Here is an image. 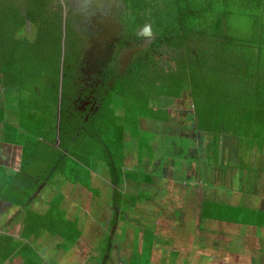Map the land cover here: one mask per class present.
I'll use <instances>...</instances> for the list:
<instances>
[{
    "label": "trees",
    "instance_id": "trees-1",
    "mask_svg": "<svg viewBox=\"0 0 264 264\" xmlns=\"http://www.w3.org/2000/svg\"><path fill=\"white\" fill-rule=\"evenodd\" d=\"M55 1L0 0V83L8 91L9 100L19 108L18 99L26 97L19 115L26 122L23 129L31 139L48 141V146L38 148L40 152L35 150L36 158L30 157L29 151L24 149L19 177L12 176L7 185L5 196L12 203L26 205L39 186V178H48L42 176L48 162L45 154L51 158L50 181L64 173L61 164L65 159L83 164L85 153L94 145L92 138L105 143L110 141L106 144L110 156L111 143L117 144V152L123 151L126 130L134 138L140 131V116L146 114L140 107L146 106L149 113L156 115L162 113L149 108L153 97L188 95L193 101L194 112L191 113L199 128L208 132L214 129L218 140L214 136L209 145L213 151L221 149L223 134L240 136L242 148L248 142L252 146L247 150L254 146L264 151V0H122L129 19L127 40L138 38V29L152 23L155 46L165 44L182 51V55L171 56L170 61H164L166 66L159 65L155 55L147 51L140 55L124 77V90H120L123 97L134 96L131 102L130 97L125 100L124 115H116L112 106L114 90L105 93V98L100 100L101 109L89 120L82 113L76 116L70 100L62 92L63 87L75 80L73 71L81 43L73 18L63 13L56 15L55 9L59 6ZM27 22L37 24L38 36L34 40L29 37L30 44L16 49L18 34L23 33ZM7 38L12 40L7 41ZM23 49H38L32 56L42 65L46 90L43 87L44 90L41 87L32 89L30 84L23 82V74L16 68L23 61ZM164 116L167 119L170 113ZM245 139L251 142H244ZM33 165L34 170L30 168ZM112 173L116 179L113 165ZM86 185L92 188V184ZM114 199L111 205L125 213V197L114 194ZM140 200L134 198L129 206H136ZM59 203L55 200L54 207ZM225 208L235 214L243 211L240 206ZM208 211L207 205L204 217L220 216L218 212L208 214ZM223 217L234 220L231 214ZM109 236L112 244L113 234ZM0 241L5 255L8 251L11 253L14 239L5 236L0 237Z\"/></svg>",
    "mask_w": 264,
    "mask_h": 264
},
{
    "label": "crops",
    "instance_id": "crops-1",
    "mask_svg": "<svg viewBox=\"0 0 264 264\" xmlns=\"http://www.w3.org/2000/svg\"><path fill=\"white\" fill-rule=\"evenodd\" d=\"M13 93L17 92L13 90ZM119 94L114 95L115 101L119 96L123 97ZM187 102L185 95L153 97L152 103L162 113L141 114L136 138L126 130V147H123L120 163L129 170L123 177L117 174L116 179L112 174L113 197L115 192H123L127 186L128 189L134 187L138 191L144 189L164 195L163 208L171 200L167 196L172 198L170 210L176 217L168 221L181 233L186 228L187 233L192 231L191 244L185 248L181 244L172 246L176 249L169 248V252L163 247L153 249L151 254H155L158 261L162 255L161 263H171V255L182 259L184 257L178 255L183 253L186 257L183 264L188 260L192 264H204L205 257L219 264H264V151L257 152L261 154L259 163L252 159L242 168L243 162L237 159L240 152L229 150L238 142L237 137L227 134L221 149L211 150L209 145L215 135L201 130L195 117L188 120L192 113L188 114L182 108ZM117 105L116 102V110ZM21 110L9 100L0 83V237H12L15 243L11 253L8 251L6 255L0 248V264L105 263L96 236L99 240L107 233L102 229L96 231L100 218L90 216L92 208L100 212L101 196L95 194L97 186L95 190L81 184L82 187L75 181L80 178L73 180L67 175L68 178L57 181H48L46 177L45 180L39 178V186L26 205L14 204L6 198L7 185L13 177H19L23 168L24 149L29 151L30 157L36 158L35 150L40 152L39 147L48 146V141L31 139L28 131L23 129L26 122L19 115ZM164 113L177 116L166 119ZM27 118H30V112ZM177 136L182 140L178 145L175 143ZM168 142L175 143V150H170ZM78 145L77 142L76 148ZM161 149L179 153L182 157L180 160L169 157L164 163ZM185 149L189 151L186 155ZM44 158L48 160V155ZM60 194L61 197L55 199ZM149 199L151 201V197ZM55 200L60 202L57 207H54ZM141 203L142 200L137 205ZM207 205L208 214L218 212L220 216L204 217ZM110 206L100 215L110 217L111 214L113 217ZM227 206H240L243 211L230 213ZM126 207L129 220L128 212L132 207ZM230 214L234 220L223 217ZM112 217L108 218L107 230L115 234L119 221L113 228ZM181 235H186V231ZM107 255L108 261L117 264L110 252ZM149 259L151 264H158L151 257H148V264ZM119 262L124 263L122 257Z\"/></svg>",
    "mask_w": 264,
    "mask_h": 264
},
{
    "label": "rangeland",
    "instance_id": "rangeland-1",
    "mask_svg": "<svg viewBox=\"0 0 264 264\" xmlns=\"http://www.w3.org/2000/svg\"><path fill=\"white\" fill-rule=\"evenodd\" d=\"M24 32L26 34L25 33L18 34V37H20V39H19V43L16 44V49L17 47L19 48L21 46L26 47L27 44H30L32 42L33 38H36L34 37V32L36 33L35 24L29 22L28 25L25 27ZM29 37L32 39H30ZM8 40H12V39L7 38V41ZM22 52H23L22 54L23 61L19 62L16 68L21 74H23L22 76L24 79L23 82L25 84H30L32 86V89L34 87L35 88L43 87L46 90V86L44 83V76H43L44 73L43 74L41 73L42 65L39 64V60L36 57L32 56V53H37L38 49H33V50L23 49ZM173 52L176 53V51ZM123 83L122 81H118V80L115 82L114 87L116 92L120 93V90H124L123 87L125 84ZM25 95H29V94H25ZM129 97H130L129 102H131L132 97L134 96L132 97L128 96L127 98L119 96L118 101H115V99L113 98L112 106L114 108H115V103L116 102L118 103L116 115H124L123 104L126 99H129ZM25 98L26 97H20L18 99L20 100L19 104L21 105V107L24 106L23 103L25 101ZM190 104L192 107V111L194 112L193 101L191 99H190ZM140 108H141L140 109L141 112L149 113L148 108H146V106ZM149 108L152 109V112L157 111L156 109H158V107L156 108L154 103H152V100L150 102ZM182 108L184 109V105L182 106ZM193 117H195V115L190 114L188 120H190ZM218 126L219 124L216 125L217 128ZM156 127L157 126H155L154 128ZM210 132L213 133L214 129L211 128ZM224 135L225 134L222 135L223 138ZM233 136L238 138V142L234 145V148H231L229 150L240 152L239 158L237 159L243 162V164H241V167L244 168L246 163L252 159H255L256 162L259 163L260 162L259 155L261 154H256V152L257 151L260 152V151L254 146L247 150V148L252 146L248 142H245L249 139L244 140L245 144H243V148H242L241 146L242 140L240 136H236V135ZM166 138L167 136L165 138H162V140ZM223 138L221 139L222 143H224ZM179 139L180 136H177L175 139L176 141L175 143L177 145L180 144V142H182V140ZM215 139L218 140L217 136H215ZM92 141L94 145H92V147H90L87 150V152L84 155V159L80 157L81 154H78V157H80L83 160L84 165L75 164L74 161L70 160V158L65 159L61 164V167L64 168L63 171L64 173L61 172L57 174L54 178H51V180L57 181L58 179H64L65 177L69 176L73 180L80 178L81 180L78 179L75 180L76 182L80 183L79 185L82 184L83 186L87 187L86 184H88L89 186H91L92 184L93 189L95 186H97L98 188L95 187L96 190L95 189L94 190L96 196L98 195L101 196L100 212H103L105 209L108 211L109 205L113 204V201L115 200L113 197V192H111V187H110L111 176L112 174L115 175L114 173L111 172L112 165H113V169L120 177L125 176L123 174L128 173L127 171L129 169H127L125 166H122L120 163L121 160L120 154L122 153V151L120 150L119 152H117V144L114 145L113 143H111L110 147L112 148L111 149L112 156H110V154L108 153V147L106 146V144L107 145L110 144V141L108 143H105L104 140H100L98 138H92ZM175 143L168 142V145L170 146V150H175L174 149ZM160 153H162L163 155L164 163L168 161L169 157L177 158L178 160H180V157H182L181 154L171 153L166 149H161ZM188 153L189 151L185 149V155ZM47 161L48 162L44 168V170L46 171H42L43 174L42 176L43 177L46 176L50 178V176L48 175L49 173L48 169H51V158H48ZM30 168L34 170V165L31 166ZM74 169L76 170V172L74 171ZM94 172L95 175L93 177ZM144 178L146 179L147 176H145ZM148 193L150 194V196L147 195ZM92 194L94 195L93 190H92ZM115 195H120L122 196V198L125 197L123 201L128 207L129 205H131L130 202L134 198H140L142 200V203L141 205H136L134 207L131 206L132 211L128 212L129 220L127 218H124V216L121 217V220L119 221L118 227L116 229L117 231L115 234L113 233L114 239L112 240V244L110 243L111 236H109V234L112 233V230L110 229L109 231L107 230V227L109 226V222H110L108 218L112 217L111 214L109 215L110 217H105L103 214L100 215V212L97 209L95 208L91 209L90 216L93 218H100L101 221L96 223L97 225L99 224L97 227H95L96 231H101L102 229L107 233V236L106 235L101 236L99 240L98 237L96 236L98 245L100 244L99 246L101 248V259L105 257L106 260V262L105 263L102 262V264H113L111 263V261H108V259H106V257L108 256L107 255L108 252H110L112 257H115V261L117 264H148V257H151V260L156 261L158 264H165L164 261H162L161 263L162 255H160L159 261L157 257L154 258V256L156 255L151 254V251L153 249L155 251L156 248L163 247L164 251L169 252L171 250L176 249L175 247L172 246H177L178 244H181L185 248V246H189V244H191L189 239L191 238L192 231L187 233L188 228H186L185 229L186 235H181L185 233V231H182L181 233L178 229H175V225L172 222L168 221V219L176 217L173 215V213H171L170 210V207L172 206V202H171L172 198L170 196H167V199H171V200L167 203V206L163 208L162 206L164 205V199H165L164 195L159 193L156 194V191L147 192L144 189L138 191L134 187L128 189L126 186L125 191L115 192ZM150 197H151V201L149 199ZM153 199L154 201H152ZM207 233L208 232L205 230L204 236H206ZM150 246H152V248ZM169 248H171V250H169ZM205 253L207 254V252ZM139 254L141 256H139ZM178 256H182L184 258L180 259V258H176V256H172V255L170 256L172 259L171 260L172 264L184 263L186 257L183 256V253L182 255H178ZM121 257L123 258L124 263L119 262ZM171 263L167 262L166 264H171ZM187 264H192V262H189L188 260ZM204 264H219V263L210 261L208 260L207 257H205Z\"/></svg>",
    "mask_w": 264,
    "mask_h": 264
},
{
    "label": "flooded vegetation",
    "instance_id": "flooded-vegetation-1",
    "mask_svg": "<svg viewBox=\"0 0 264 264\" xmlns=\"http://www.w3.org/2000/svg\"><path fill=\"white\" fill-rule=\"evenodd\" d=\"M62 2L64 4L60 6ZM55 3L59 6L55 9L56 15L63 13L73 18L72 22L74 27H77L81 43L80 55L73 71L75 80L70 86L62 89L65 98L71 102L72 111H76V116L85 114L86 120L95 116L101 109L100 100L105 98V93L110 94L115 90L114 85L117 80L122 83L125 81L124 77H127L131 66L146 51L154 54L156 60H159V65L162 66H166L164 61H170L171 56L182 55V51L165 44L160 47L155 46L156 33L152 23H147L138 29V38L127 40L129 19L124 12L125 6L122 0H56ZM37 27L35 24V37ZM24 33L23 30L22 34ZM185 96L188 97V102L183 104L184 110L189 114L193 111L189 96ZM176 116L170 114L169 118ZM77 141L79 143V140ZM110 207L113 209L112 227L114 228L122 216L127 218V212L122 214L116 206Z\"/></svg>",
    "mask_w": 264,
    "mask_h": 264
},
{
    "label": "clouds",
    "instance_id": "clouds-1",
    "mask_svg": "<svg viewBox=\"0 0 264 264\" xmlns=\"http://www.w3.org/2000/svg\"><path fill=\"white\" fill-rule=\"evenodd\" d=\"M147 34V33H146Z\"/></svg>",
    "mask_w": 264,
    "mask_h": 264
}]
</instances>
